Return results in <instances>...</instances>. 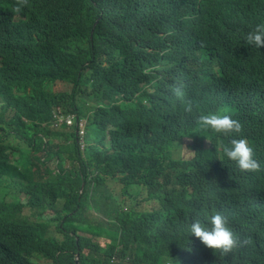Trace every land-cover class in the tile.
<instances>
[{
    "label": "trees",
    "instance_id": "16d2710c",
    "mask_svg": "<svg viewBox=\"0 0 264 264\" xmlns=\"http://www.w3.org/2000/svg\"><path fill=\"white\" fill-rule=\"evenodd\" d=\"M258 25L264 0H0V264H264ZM221 111L239 132L200 126ZM217 213L228 251L187 230Z\"/></svg>",
    "mask_w": 264,
    "mask_h": 264
},
{
    "label": "clouds",
    "instance_id": "9594fccd",
    "mask_svg": "<svg viewBox=\"0 0 264 264\" xmlns=\"http://www.w3.org/2000/svg\"><path fill=\"white\" fill-rule=\"evenodd\" d=\"M244 39L248 44L260 47L264 44V26H256L245 35ZM199 123L201 127L216 133L239 132L240 130L239 122L223 111L202 115L199 117ZM79 127L83 128V122L79 124ZM223 156L234 161L241 169L235 168L236 171L242 175H249L258 167L253 157L252 148L244 138L232 139L230 145L224 147ZM187 230L199 238L200 242L209 249L228 251L234 244L233 235L226 226L224 217L219 213L210 215L202 223L192 222Z\"/></svg>",
    "mask_w": 264,
    "mask_h": 264
},
{
    "label": "rangeland",
    "instance_id": "374dc122",
    "mask_svg": "<svg viewBox=\"0 0 264 264\" xmlns=\"http://www.w3.org/2000/svg\"><path fill=\"white\" fill-rule=\"evenodd\" d=\"M55 90L58 91L59 90V87L55 86ZM110 187L113 190V195L114 196L119 197L121 200H123L124 198L127 197V194L124 193V191L122 190V188L117 187L116 185H111ZM23 213H28V209L27 208H24L23 209ZM101 243H105V242L102 241Z\"/></svg>",
    "mask_w": 264,
    "mask_h": 264
},
{
    "label": "built area",
    "instance_id": "2783aa9c",
    "mask_svg": "<svg viewBox=\"0 0 264 264\" xmlns=\"http://www.w3.org/2000/svg\"><path fill=\"white\" fill-rule=\"evenodd\" d=\"M72 119H73L72 116H68V117L64 118L63 121H65L67 125H71V123H72ZM60 121H61V120H60Z\"/></svg>",
    "mask_w": 264,
    "mask_h": 264
},
{
    "label": "water",
    "instance_id": "95a60500",
    "mask_svg": "<svg viewBox=\"0 0 264 264\" xmlns=\"http://www.w3.org/2000/svg\"><path fill=\"white\" fill-rule=\"evenodd\" d=\"M76 258H77V255L75 256V260H76Z\"/></svg>",
    "mask_w": 264,
    "mask_h": 264
}]
</instances>
